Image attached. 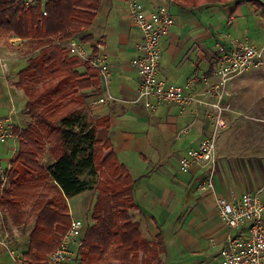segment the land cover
I'll return each instance as SVG.
<instances>
[{"label":"crops","instance_id":"1","mask_svg":"<svg viewBox=\"0 0 264 264\" xmlns=\"http://www.w3.org/2000/svg\"><path fill=\"white\" fill-rule=\"evenodd\" d=\"M127 1L100 0L91 36L85 43L93 50V42L103 40L110 65L108 91L115 99L106 104L92 103L104 94L96 75V82L86 89L84 109L94 122L106 118V123L96 129L97 139H109L119 162L131 173L138 206L133 217L147 239L155 240L161 233L162 263L219 264L218 251L229 229L219 220L216 199L249 191L264 203V124L246 117L248 113L242 107L229 103L236 99L233 90L246 78L243 74L236 77L230 86L232 97L225 100L229 109L222 116L225 129L235 122H240L242 128L235 131V138L228 134L216 141L213 187L200 190L198 185L206 178L209 166L193 163L187 173H182L178 160L211 133L210 112L195 103H162L149 110L133 102L139 79L131 59L140 35ZM138 1L146 11L157 4L169 8L172 23L160 41L157 69L158 77L167 83L184 86L192 82L193 90L199 91L204 78L211 80L221 46L229 49L233 39L249 43L254 35L260 38L261 45L264 43V0H258L261 6L250 0L239 5L235 0L224 4L208 0L197 7L181 6L176 0ZM28 48L29 40L0 34V117H10L18 129L28 121L23 112L27 96H20L18 89L25 91L15 85L14 76L26 64V58L20 55L19 64H13L10 55L12 51L24 54ZM3 62L7 64L6 71ZM78 70L86 71L83 67ZM184 128L187 132L182 131ZM247 133L254 139L245 141ZM16 149L17 138L0 144L4 166H10ZM84 192L67 199L71 218H79ZM29 230L22 225L11 226L0 209V264H13L10 250H26Z\"/></svg>","mask_w":264,"mask_h":264},{"label":"trees","instance_id":"2","mask_svg":"<svg viewBox=\"0 0 264 264\" xmlns=\"http://www.w3.org/2000/svg\"><path fill=\"white\" fill-rule=\"evenodd\" d=\"M197 7L208 0H176ZM221 4L230 0H211ZM245 0H235V5ZM258 6V0H250ZM100 0H47L25 8L15 0H0V34L37 41L39 49L17 73L16 86L24 89L25 128L13 127L17 150L10 161L7 188L0 190V209L16 226L31 223L28 246L22 257L46 264L71 220L66 198L89 188L81 176H97V194L91 218L77 254L82 264H163L161 233L150 242L133 219L134 179L119 162L109 139L96 138V129L84 110L86 89L96 82V72L62 44L71 37L86 42ZM45 11V14H43ZM86 69L81 73L78 68ZM89 120V119H88ZM56 155L44 166L42 157Z\"/></svg>","mask_w":264,"mask_h":264},{"label":"built area","instance_id":"3","mask_svg":"<svg viewBox=\"0 0 264 264\" xmlns=\"http://www.w3.org/2000/svg\"><path fill=\"white\" fill-rule=\"evenodd\" d=\"M15 1L28 8L36 5L43 7L46 0ZM127 8L140 35V41L135 46L136 54L131 59L139 79L133 102H140L149 110H154L162 103H175L181 106L195 103L209 110L212 121L211 133L204 137L196 148L181 156L178 165L182 173H187L193 163L208 165L207 176L198 186L200 190L212 188L216 167V136L219 129L226 127L222 115L229 109L225 100L231 95V82L250 68L262 64L264 43L258 47L246 41L233 39L229 49L221 46L222 52L211 80L204 78L203 88L194 91L192 82L178 86L167 83L157 75L160 41L168 33L172 23L169 8L157 4L152 10L146 11L138 0H128ZM61 43L70 53L95 70L104 94L96 97L92 103L106 104L114 100V96L108 91L110 65L105 55L103 40L98 38L94 41L91 45L93 50H89L90 46L75 37ZM2 66L6 71V62H3ZM182 131L187 132V128ZM15 138L17 135L13 131L11 118L0 117V144ZM8 169L9 166H4L0 159V188L6 182ZM215 207L220 222L229 229L226 240L218 251L219 264H264V203L260 201L258 195L247 191L231 198L218 197ZM85 232V222L72 217L66 233L61 236L47 257L46 264L71 262L74 258L72 245H79ZM10 255L13 264H33L14 250H10Z\"/></svg>","mask_w":264,"mask_h":264},{"label":"rangeland","instance_id":"4","mask_svg":"<svg viewBox=\"0 0 264 264\" xmlns=\"http://www.w3.org/2000/svg\"><path fill=\"white\" fill-rule=\"evenodd\" d=\"M46 2H47V0L44 2V5ZM27 40H29V48L24 52V54H20L18 51L17 55H15L14 52L12 51L10 57H13L11 59V60H13L12 61L13 64L14 63L19 64V61H21L20 55H24L23 58H21V59H24V58L27 59L28 57L35 55L37 53V51L39 49V44L37 43V41L31 40V39H27ZM249 43L255 44L258 47L261 46L260 38H256L255 35L250 37ZM243 75L246 77L245 81L243 83H241L239 86H237L236 89L233 90L232 93L236 95V99H234L232 102L229 101V103H231L233 107L234 106L242 107L246 111V113L249 114V115L248 114L245 115L246 117L254 118V120H257V121L260 120V121H262L261 123L264 124V57L262 60V64L250 68L248 71L243 73ZM15 78H16V80H15ZM14 80H15L14 83L16 85V81H17L16 74L14 76ZM18 88H20V87H18ZM20 89H22V88H20ZM18 91L20 93V96L24 98L26 91L24 90L25 92H22L19 89H18ZM26 96H27V94H26ZM231 97H232V94H231L230 98ZM26 101H27V99H26ZM26 101H25V103H26ZM24 106H25V104H24ZM23 112H24V108H23ZM82 113H85V116L87 117L86 118L87 121L89 122V124H91L92 121H90V120H92V119H91L90 115H88V110L86 111V109H84ZM24 115H25V113H24ZM26 117L28 118V121L26 122L28 124L30 119L28 116H26ZM254 120H252L253 121L252 123L256 122V123L260 124V122H257ZM27 124H26V126H27ZM240 128H242L240 122H235V123H232L231 126H229L227 129H225V128L219 129V131L217 132L216 141H219L220 139L223 140L224 138H226L228 136V134H229V137L232 138L235 135V131L240 130ZM95 136H96V138L98 137V135H95ZM219 136H221V137H219ZM244 137H245L244 138L245 141H250V140L254 139V137H252V135L249 133H247V135ZM233 138H235V137H233ZM15 154H16V151L14 153V156H15ZM14 156H13V158H14ZM55 157H56V155H50V154L46 153L42 157L41 163L44 166H47L51 162L54 161ZM4 165H6V162H4ZM81 178H83L89 182V188L84 192V194L81 198L80 207L78 208V205L77 206L75 205V206H76V208L79 209V211L81 213L79 215V218L85 222L86 231H87L88 225L93 223V220L91 218V212H92V205H93V202L95 201V197L97 194V189L95 187L97 176L95 177V176H92L88 173H85L81 176ZM9 181H10V177L7 176L6 182L0 188V190L7 188L9 185L8 184ZM66 202H67V198H66ZM133 210L134 209L130 210V213H132ZM132 217H133V213H132ZM8 219H9V223L11 224V226H16V225H13L11 223L10 218H8ZM133 219H134V217H133ZM31 225L32 224L29 223L28 225L22 226V227L31 228ZM84 236H85V234H84ZM147 240H149L150 242L153 241L151 239H147ZM27 246H28V244H27ZM77 247H78L77 244L72 245V248L74 251V258L71 260L72 264H82L79 261V256L77 254ZM49 254L47 255V257L49 256ZM47 257H46V259H47Z\"/></svg>","mask_w":264,"mask_h":264}]
</instances>
